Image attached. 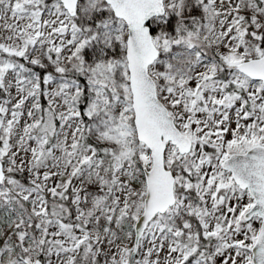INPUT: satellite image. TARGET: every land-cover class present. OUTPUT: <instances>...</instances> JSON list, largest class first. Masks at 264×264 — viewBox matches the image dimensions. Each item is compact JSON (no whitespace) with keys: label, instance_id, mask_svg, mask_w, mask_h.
<instances>
[{"label":"snow or ice","instance_id":"6c2138e0","mask_svg":"<svg viewBox=\"0 0 264 264\" xmlns=\"http://www.w3.org/2000/svg\"><path fill=\"white\" fill-rule=\"evenodd\" d=\"M0 264H264V0H0Z\"/></svg>","mask_w":264,"mask_h":264}]
</instances>
